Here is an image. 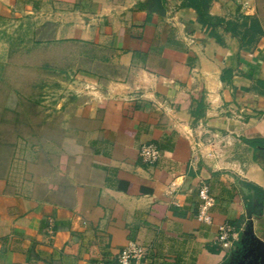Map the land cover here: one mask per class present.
<instances>
[{
    "label": "crops",
    "instance_id": "0c3cea01",
    "mask_svg": "<svg viewBox=\"0 0 264 264\" xmlns=\"http://www.w3.org/2000/svg\"><path fill=\"white\" fill-rule=\"evenodd\" d=\"M155 1L0 0V27L38 46V88L51 73L68 90L38 112L36 184L0 157V264H119L131 242L139 264H240L249 235L264 242V0L213 1L221 43L181 0L164 14ZM252 19L262 35L242 46L226 26ZM226 223L232 250L218 244Z\"/></svg>",
    "mask_w": 264,
    "mask_h": 264
},
{
    "label": "rangeland",
    "instance_id": "374dc122",
    "mask_svg": "<svg viewBox=\"0 0 264 264\" xmlns=\"http://www.w3.org/2000/svg\"><path fill=\"white\" fill-rule=\"evenodd\" d=\"M21 30L17 24L0 27V44L10 45L5 51L0 47V157L7 166L13 163L18 178L24 176L36 184L38 163L34 160L38 155L34 153L38 151V112H48L51 106L47 99L66 96L68 90L52 88L51 73L43 74L46 83L38 88L40 74L35 72L41 62L38 46L28 42L26 49H22L17 37ZM57 91L62 93L57 94ZM42 101L49 102L41 105Z\"/></svg>",
    "mask_w": 264,
    "mask_h": 264
},
{
    "label": "built area",
    "instance_id": "2783aa9c",
    "mask_svg": "<svg viewBox=\"0 0 264 264\" xmlns=\"http://www.w3.org/2000/svg\"><path fill=\"white\" fill-rule=\"evenodd\" d=\"M161 155V150L155 144H144L139 151L140 159L149 165L157 163L160 160ZM198 198V220L206 224H211V210L215 206V201L211 195L208 184L204 181L200 182L198 187ZM218 230V244L224 249L232 250L234 247V242L238 241V232L236 228L226 223L220 225ZM143 254L144 250L136 243L131 242L119 254L118 263L139 264Z\"/></svg>",
    "mask_w": 264,
    "mask_h": 264
},
{
    "label": "trees",
    "instance_id": "16d2710c",
    "mask_svg": "<svg viewBox=\"0 0 264 264\" xmlns=\"http://www.w3.org/2000/svg\"><path fill=\"white\" fill-rule=\"evenodd\" d=\"M182 7L191 8L196 12L197 21L203 26L204 32L209 31L210 37L216 39L219 43L221 41L217 39L215 32L213 31L216 27L221 26L224 22L222 19L212 17L209 13L210 6L215 0H181ZM226 30L231 32L234 37L238 38L242 46H250L253 43L259 41L262 35L261 26L258 20L252 19L249 23L243 22V24L229 23L226 26Z\"/></svg>",
    "mask_w": 264,
    "mask_h": 264
},
{
    "label": "water",
    "instance_id": "95a60500",
    "mask_svg": "<svg viewBox=\"0 0 264 264\" xmlns=\"http://www.w3.org/2000/svg\"><path fill=\"white\" fill-rule=\"evenodd\" d=\"M154 12L158 14H164L165 9L162 5V0L155 1ZM251 236L250 249L243 256L240 264H264V242L259 240L254 235Z\"/></svg>",
    "mask_w": 264,
    "mask_h": 264
}]
</instances>
